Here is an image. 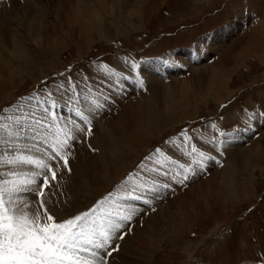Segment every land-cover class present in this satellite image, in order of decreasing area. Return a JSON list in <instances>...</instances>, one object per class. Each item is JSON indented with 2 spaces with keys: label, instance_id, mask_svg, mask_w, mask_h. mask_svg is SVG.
<instances>
[{
  "label": "rangeland",
  "instance_id": "obj_1",
  "mask_svg": "<svg viewBox=\"0 0 264 264\" xmlns=\"http://www.w3.org/2000/svg\"><path fill=\"white\" fill-rule=\"evenodd\" d=\"M153 60L179 70L177 77L161 71L156 92L162 114L167 86L177 84L176 116L148 117L156 95L137 73ZM219 61L226 81L219 94L207 93ZM103 65L126 77L119 90ZM191 77L202 86L182 95L180 85ZM58 82L109 99L93 113L81 101L91 135L76 133L71 171L61 162L52 191L45 189L57 222L120 192L131 174L145 176L139 166L157 148L184 162L166 142L187 130L215 160L186 186L162 181L170 188L150 205L130 202L137 212L124 238L113 240L118 250L106 264H264V0H0V115ZM59 112L80 122L65 107ZM213 138L226 144L217 148ZM229 184L247 189L231 191Z\"/></svg>",
  "mask_w": 264,
  "mask_h": 264
},
{
  "label": "snow or ice",
  "instance_id": "obj_2",
  "mask_svg": "<svg viewBox=\"0 0 264 264\" xmlns=\"http://www.w3.org/2000/svg\"><path fill=\"white\" fill-rule=\"evenodd\" d=\"M101 70L119 90L126 77L107 65ZM136 84L143 87L142 80ZM101 99L109 97L102 92H78L76 85L58 82L53 91L43 90L25 98L12 115H0V169H7L0 171V264H106V257L118 250L112 247L113 240L124 238L127 233L122 229L137 212L130 202L150 205L162 189L170 188V183L162 181L186 186L191 176L205 169L207 161L215 160L198 149L193 137L183 130L166 143L176 146L186 157L184 162L157 148L145 158L147 163L139 166L145 176L131 174L120 192L110 193L88 211L57 222L45 206V189L52 191L50 180H56L61 162L71 171L68 157L76 133L91 135L92 122L81 110V101L93 113L103 107ZM62 107L80 122L61 117ZM208 142L217 148L226 144L215 138Z\"/></svg>",
  "mask_w": 264,
  "mask_h": 264
},
{
  "label": "bare ground",
  "instance_id": "obj_3",
  "mask_svg": "<svg viewBox=\"0 0 264 264\" xmlns=\"http://www.w3.org/2000/svg\"><path fill=\"white\" fill-rule=\"evenodd\" d=\"M94 4V3H93ZM97 4V3H96ZM98 4H100V3H98ZM98 6V5H97ZM105 6V5H104ZM97 8V7H96ZM96 10H98V9H96ZM91 13V12H90ZM103 13V12H102ZM87 15V14H86ZM87 17V16H86ZM93 18H94V16L93 15H90L89 16V19H90V21L92 20L93 21ZM106 21V20H105ZM84 26V25H83ZM89 27V26H88ZM101 27V30L103 29V24L100 26ZM83 28V27H82ZM96 29V28H95ZM100 30V29H99ZM103 30H105V29H103ZM89 31V30H88ZM258 32V31H257ZM260 32V31H259ZM259 34V33H258ZM257 34V35H258ZM257 38L258 37H256L255 36V38L253 37V41H254V43L255 42H258L257 41ZM253 43V44H254ZM246 49H249V48H246ZM200 58V57H199ZM239 60H238V58L236 57V59H235V62H238ZM203 63V62H202ZM163 63L162 62H159V61H147V62H145V64L143 65V67H141L140 69L141 70H139V73H137L138 74V76H140L145 82H147V80H149L150 81V83H151V85H150V88H151V91L153 92V93H155L154 95H156L155 96V98L154 99H152L151 101H149L148 102V117H151L152 115H154V114H157V115H162L163 113H165V114H167V115H169V116H171V115H175V114H171L172 113V111H174L173 110V106H175L176 105V101L174 100V98H175V94H176V85L177 84H172L171 83V85H169V86H167L168 88H167V90H166V98H165V100H164V103H165V110L162 112V114H161V109H160V107H156V104L157 105H160L159 103H160V100L161 99H159V97H157V94H156V92H158V94H160V92H161V86L163 85L162 83H161V77L162 76H164V74H163V72L161 73V71H163L164 70V73L165 72H167V73H172V75H176V77L178 76V74H179V70H178V68H172V67H170V68H163V66L164 65H162ZM203 65V64H202ZM179 66V65H178ZM200 67V66H199ZM204 67H206V66H204ZM224 66H223V62L222 61H219V62H216L214 65H212V67H211V77L209 78V80H208V84L206 85V92L207 93H209V92H214V91H216V92H218V94L220 93V91H221V86H223V84H224V82L226 81V76H223V70H222V68H223ZM195 69V68H194ZM196 71V70H195ZM198 71V70H197ZM170 75V74H169ZM166 76V75H165ZM223 76V77H222ZM171 77V76H170ZM174 78V77H173ZM174 83H178V80H174ZM162 84V85H161ZM194 85H198L197 87H201L202 85H200V82L198 83L197 81H194L193 79H192V77L191 78H187L186 80H184L183 82H182V84L180 85V91H181V93H182V95H185V96H188L187 94L192 90V91H195V89H196V87L194 88ZM217 89V90H216ZM222 93V92H221ZM158 101H159V103H158ZM87 114H89V113H87ZM156 115V117H159V116H157ZM176 116V115H175ZM62 117V116H61ZM155 117V116H154ZM157 119V118H156ZM166 121V120H165ZM161 122V121H160ZM164 124V123H163ZM154 125H156V124H154ZM162 125V124H161ZM236 136V135H235ZM238 140V139H237ZM132 142V141H131ZM259 147H260V145H259ZM260 149V148H259ZM260 152V151H259ZM256 153V152H255ZM260 154V153H259ZM258 154V155H259ZM233 155H235V154H233ZM252 155H253V153H252ZM261 155V154H260ZM259 155V156H260ZM256 156V155H255ZM253 157V156H252ZM250 161V160H249ZM250 164V163H249ZM235 171V170H234ZM237 171V170H236ZM239 173V172H238ZM227 174V173H226ZM231 174V173H230ZM232 176V175H231ZM230 176V177H231ZM223 179H224V181H225V179L227 180V178L224 176L223 177ZM231 179H235V178H232L231 177ZM233 181L234 180H232V183H233ZM227 182V181H226ZM229 182V181H228ZM227 182V183H228ZM230 183V182H229ZM236 184H232V185H228V186H226V188L227 187H229V190L231 189V191H233V190H235V189H237L238 187H240L241 188V190L243 189V191H245L246 189H247V186L245 185V184H243V185H241V186H238V185H236V186H238V187H236L235 186ZM240 185V184H239ZM235 192H236V190H235ZM237 192H238V190H237ZM159 235V237H163V235L164 234H162L161 232H160V234H158ZM157 240V239H156ZM159 240H161V239H159Z\"/></svg>",
  "mask_w": 264,
  "mask_h": 264
}]
</instances>
